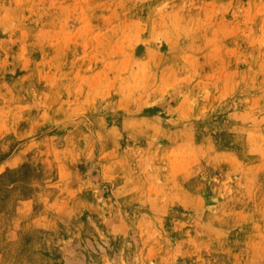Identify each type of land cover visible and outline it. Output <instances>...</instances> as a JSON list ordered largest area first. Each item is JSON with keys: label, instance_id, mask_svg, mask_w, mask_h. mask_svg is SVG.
Segmentation results:
<instances>
[{"label": "rangeland", "instance_id": "1", "mask_svg": "<svg viewBox=\"0 0 264 264\" xmlns=\"http://www.w3.org/2000/svg\"><path fill=\"white\" fill-rule=\"evenodd\" d=\"M0 264H264V0H0Z\"/></svg>", "mask_w": 264, "mask_h": 264}]
</instances>
